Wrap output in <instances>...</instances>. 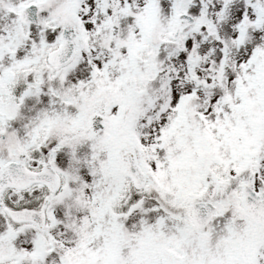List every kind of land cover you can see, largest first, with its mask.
I'll return each mask as SVG.
<instances>
[{
    "label": "rangeland",
    "instance_id": "1",
    "mask_svg": "<svg viewBox=\"0 0 264 264\" xmlns=\"http://www.w3.org/2000/svg\"><path fill=\"white\" fill-rule=\"evenodd\" d=\"M31 3L39 22L24 27ZM179 10L196 22L176 42ZM64 27L78 31L77 59L49 75L41 60ZM32 66L22 94L4 90ZM0 136V168L37 144L65 183L43 229L13 230L0 205V264H264V226L240 205L252 172L264 191V0H0ZM124 148L146 175L140 194ZM201 201L218 206L203 229Z\"/></svg>",
    "mask_w": 264,
    "mask_h": 264
},
{
    "label": "water",
    "instance_id": "2",
    "mask_svg": "<svg viewBox=\"0 0 264 264\" xmlns=\"http://www.w3.org/2000/svg\"><path fill=\"white\" fill-rule=\"evenodd\" d=\"M23 23L36 22V6H29L23 9L22 14ZM194 23V20L187 15H179L176 24L171 32V38L177 40L185 26ZM69 32H65L62 36V44L60 48L49 57V62L57 66L69 62L73 55L77 44V36L70 38ZM90 128L93 133H98L103 130L99 125V117H92L90 120ZM123 170L134 182L137 189L145 185V177L143 171L138 166L135 156L126 152L122 157ZM50 175H54L51 171H44ZM41 174H34L26 171V169L19 164L8 163L0 171V193L7 187L13 186L18 188H25L30 184L41 181ZM57 177V176H56ZM253 177V176H252ZM58 182H56V185ZM242 206L248 212L253 221L262 225L264 223V193L261 195L255 194L250 188L246 187L241 200ZM216 212V207L211 203H200L193 208V218L199 228H203L212 218ZM29 214V212L27 213ZM15 218V215H13Z\"/></svg>",
    "mask_w": 264,
    "mask_h": 264
},
{
    "label": "flooded vegetation",
    "instance_id": "3",
    "mask_svg": "<svg viewBox=\"0 0 264 264\" xmlns=\"http://www.w3.org/2000/svg\"><path fill=\"white\" fill-rule=\"evenodd\" d=\"M57 72H51L49 73V75H53V74H56ZM128 105L131 106V101L128 102ZM43 188V187H42ZM22 197V196H21Z\"/></svg>",
    "mask_w": 264,
    "mask_h": 264
}]
</instances>
